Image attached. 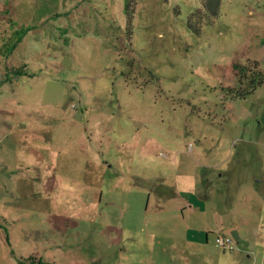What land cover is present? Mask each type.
Segmentation results:
<instances>
[{"label": "rangeland", "instance_id": "obj_1", "mask_svg": "<svg viewBox=\"0 0 264 264\" xmlns=\"http://www.w3.org/2000/svg\"><path fill=\"white\" fill-rule=\"evenodd\" d=\"M126 1L0 0V264L86 262L79 243L106 249L89 264L124 256L103 237L87 156L129 174L135 205L180 203L152 255L264 264V83L233 97L264 74V0H219L212 18L197 0ZM221 219L239 231L231 251L214 242L230 235Z\"/></svg>", "mask_w": 264, "mask_h": 264}, {"label": "crops", "instance_id": "obj_2", "mask_svg": "<svg viewBox=\"0 0 264 264\" xmlns=\"http://www.w3.org/2000/svg\"><path fill=\"white\" fill-rule=\"evenodd\" d=\"M18 125H20V123L15 124V126ZM17 135L18 136H16L14 141L21 144V139L24 137L20 133H17ZM1 139L2 136L0 137V142ZM37 140L41 142V140L39 138L37 139L36 136L31 138L29 145L35 146V144H37ZM84 160L85 165L83 172H86L88 178H91V175L95 174L96 177L94 180L98 182L96 184L91 183V185L97 196L95 213L98 217V223L103 228L102 234L105 242L107 245V241H109L111 244H117L120 246L122 249L121 253L124 255L122 258H117L116 256L117 259L114 260V263L155 264L159 261V264H171L172 261L163 258L160 252H154L155 255H152L153 250L147 240L150 236H173L177 233L176 229L181 227L182 220L184 219V214L180 209H178L180 207V203L173 202V204L176 205L175 207H168V209H165L162 205L163 202H155L156 207H153V210H148V206L151 205L150 196L144 193L146 197L143 207L141 208V204L140 206H137L135 205V202L139 203L140 195H142L143 189L135 186L136 182L130 178L129 174H127L125 170L123 173L118 171V174H113V171L112 173H105L103 171V167L105 165L111 166V164L107 163L108 161L101 162L96 157L90 156H87ZM30 163L31 162L28 160L23 162V165L27 166ZM26 170H28V166L26 167ZM117 170L118 169L116 168V171ZM37 176L40 180L41 175L38 174ZM64 176L66 177V175ZM31 179L33 180V178ZM37 182L39 183V181ZM135 193L140 194L139 199L135 198ZM158 193L161 197H168L163 192ZM210 204V214L218 216L219 209L216 208L217 205H215L218 204V202L215 204L210 202ZM154 219L162 220L163 227L151 225L150 223ZM167 219L171 220L173 224H165L164 221L168 222ZM217 223L218 224L214 226L217 230L222 233L235 231L238 237L239 231L236 225H230L229 222L225 223L223 219H221L220 222L217 221ZM183 228L185 230L188 229L184 225ZM76 246L79 249L77 254L84 255L86 252H88V254L85 256L86 258L81 257V259H85V261L87 260L86 262H79L80 258L78 257L79 259H76L74 264H89L93 262L100 263L106 260L103 258L104 254H102L106 251V249L105 251H102L99 247H97L96 250L92 249L89 251L90 245L85 246L82 243H79L76 244ZM142 247L144 251L138 257V252L142 250ZM108 249L110 248L108 247L107 250ZM155 256L157 257V260L155 259ZM219 264L225 263L220 260Z\"/></svg>", "mask_w": 264, "mask_h": 264}, {"label": "trees", "instance_id": "obj_3", "mask_svg": "<svg viewBox=\"0 0 264 264\" xmlns=\"http://www.w3.org/2000/svg\"><path fill=\"white\" fill-rule=\"evenodd\" d=\"M202 7L205 17L212 18L218 16V4L219 0H197ZM127 6V1L125 0ZM264 83V74L256 73L255 75H249L247 85L244 88L239 89L233 94L234 99H243L248 94L254 91V88Z\"/></svg>", "mask_w": 264, "mask_h": 264}, {"label": "built area", "instance_id": "obj_4", "mask_svg": "<svg viewBox=\"0 0 264 264\" xmlns=\"http://www.w3.org/2000/svg\"><path fill=\"white\" fill-rule=\"evenodd\" d=\"M214 242L220 247L222 250H233V239L230 235H218L214 237Z\"/></svg>", "mask_w": 264, "mask_h": 264}, {"label": "water", "instance_id": "obj_5", "mask_svg": "<svg viewBox=\"0 0 264 264\" xmlns=\"http://www.w3.org/2000/svg\"><path fill=\"white\" fill-rule=\"evenodd\" d=\"M230 235L232 236V239H236L237 233L235 231H231Z\"/></svg>", "mask_w": 264, "mask_h": 264}]
</instances>
